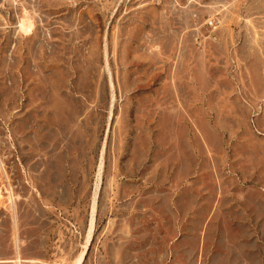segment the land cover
<instances>
[{
  "label": "rangeland",
  "instance_id": "obj_1",
  "mask_svg": "<svg viewBox=\"0 0 264 264\" xmlns=\"http://www.w3.org/2000/svg\"><path fill=\"white\" fill-rule=\"evenodd\" d=\"M0 264H264V0H0Z\"/></svg>",
  "mask_w": 264,
  "mask_h": 264
},
{
  "label": "built area",
  "instance_id": "obj_2",
  "mask_svg": "<svg viewBox=\"0 0 264 264\" xmlns=\"http://www.w3.org/2000/svg\"><path fill=\"white\" fill-rule=\"evenodd\" d=\"M208 24H209V26H212V21H211V20H209Z\"/></svg>",
  "mask_w": 264,
  "mask_h": 264
}]
</instances>
